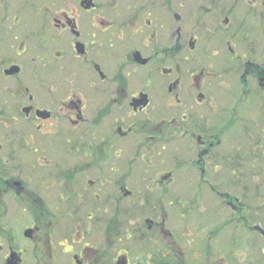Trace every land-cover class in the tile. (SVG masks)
<instances>
[{"label":"flooded vegetation","instance_id":"af4514ba","mask_svg":"<svg viewBox=\"0 0 264 264\" xmlns=\"http://www.w3.org/2000/svg\"><path fill=\"white\" fill-rule=\"evenodd\" d=\"M261 132L264 0H0V264H264Z\"/></svg>","mask_w":264,"mask_h":264},{"label":"trees","instance_id":"16d2710c","mask_svg":"<svg viewBox=\"0 0 264 264\" xmlns=\"http://www.w3.org/2000/svg\"><path fill=\"white\" fill-rule=\"evenodd\" d=\"M232 117L235 116L233 112L230 114ZM238 129V128H237ZM237 129H234L231 131V134L235 135L238 134ZM246 156L249 157L250 166L252 168V171L245 173V174H236L233 177V181L236 185L235 187H231V184L227 186V189L222 192L227 195V198L232 199L233 197H239V192L242 191V193L247 197V201H244L245 205V216H246V223L253 224V223H259L264 222V219L257 216L256 208L258 206H262L263 208V214H264V178L257 182V178L261 175H264V133L261 132L260 134V140H255L253 143L252 148H247L245 150ZM231 154L234 156V159L237 160L240 153H238L237 149H232ZM232 156V157H233ZM260 156V163L258 161L255 162V159ZM248 181L252 184V188H249ZM231 182V183H232ZM239 183L243 185H239ZM243 187V188H242ZM241 199V198H240ZM232 216V215H230ZM204 219V218H203ZM238 223H243V221L238 218L231 219L229 224L233 225V234L236 235L237 229H238ZM247 228V227H246ZM232 234V243L236 240V238H233ZM190 240L187 241L189 243ZM205 246V245H204ZM199 255V253H198ZM205 257L204 255H202ZM157 262V261H156ZM182 264H188L189 261L182 260ZM165 264H178L177 258H174L173 256L166 255Z\"/></svg>","mask_w":264,"mask_h":264},{"label":"rangeland","instance_id":"374dc122","mask_svg":"<svg viewBox=\"0 0 264 264\" xmlns=\"http://www.w3.org/2000/svg\"><path fill=\"white\" fill-rule=\"evenodd\" d=\"M235 90V89H234ZM237 92V91H236ZM234 98L233 99H231L230 100V107H232V105L234 104ZM220 178H222L223 180H226L227 181V183H230L231 181H233L234 179L232 178L231 179V175H230V173H226V174H224V175H222V176H220ZM264 178V175H261V176H259L258 178H257V182H260L262 179ZM235 185H236V183L235 182H232L231 183V187H235ZM248 185H249V188L251 189L252 188V184L250 183V181H248ZM239 196L242 198V197H245L246 199H247V197L242 193V191H240L239 192ZM209 198H211V197H209ZM214 198L216 199V196L214 195ZM209 205H211V203H209ZM211 206H209V209H208V207H207V209L206 210H208V211H211ZM206 214H209V212H207ZM213 220V219H212ZM210 221L209 220H204V221H200L199 223H197V222H195L194 223V227H193V225H192V223L190 222V224H189V226H188V228L189 229H191V233L190 234H187V235H183V233L181 232V231H179V228H178V231H177V234H179L182 238H184V237H186V239H191L193 242L191 243V244H189L187 247H190L191 249H194L196 246H197V244H196V241H198L199 240V236L200 235H203L204 233L203 232H201V231H198V229L196 228V223H197V225H201V226H204L205 228V230H207V229H209V228H211V226H208ZM215 222H216V219H215ZM186 222H184V221H181V223H178V221L176 222V224H175V227L176 226H182V224H185ZM187 224V223H186ZM203 224V225H202ZM203 229V230H204ZM182 231H186V230H184L183 228H182ZM222 231H220L219 232V234L221 233ZM225 233H226V231H224ZM225 233H223L224 234V236H225ZM232 234H233V231L232 230H230L229 231V233L226 235V237H225V241L228 243V245L231 247V250H232V253H233V248L234 247H236V246H238L239 245V241H240V235H239V233H236V235H234L233 234V238H236L238 241L236 242V240H235V243L236 244H231V242H232ZM99 238H101V237H99ZM181 238V239H182ZM101 240L103 241V238H101ZM97 242L99 243V244H101V241L100 240H97ZM19 243L20 244H22V246H30V247H32L33 245H34V242H32V244H25L23 241H19ZM234 249H237V248H234ZM38 251L39 250H37V251H34V250H31V252L26 256V262H27V264H34L35 263V260H34V256H36V254L38 253ZM199 253V252H198ZM203 256L201 257V258H199V259H197L196 260V262H195V264H200L201 262H203ZM195 259V258H194ZM251 259V258H250Z\"/></svg>","mask_w":264,"mask_h":264},{"label":"water","instance_id":"95a60500","mask_svg":"<svg viewBox=\"0 0 264 264\" xmlns=\"http://www.w3.org/2000/svg\"><path fill=\"white\" fill-rule=\"evenodd\" d=\"M27 235L30 236L31 233L28 232ZM9 264H21L20 263V259L19 258L17 259L16 256H15V254H13L12 255V259L9 261Z\"/></svg>","mask_w":264,"mask_h":264}]
</instances>
